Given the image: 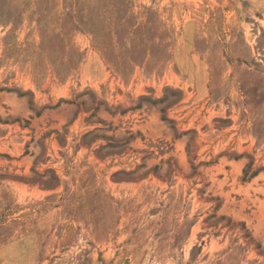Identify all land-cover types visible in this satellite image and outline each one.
<instances>
[{"label":"rangeland","instance_id":"rangeland-1","mask_svg":"<svg viewBox=\"0 0 264 264\" xmlns=\"http://www.w3.org/2000/svg\"><path fill=\"white\" fill-rule=\"evenodd\" d=\"M0 264H264V0H0Z\"/></svg>","mask_w":264,"mask_h":264}]
</instances>
